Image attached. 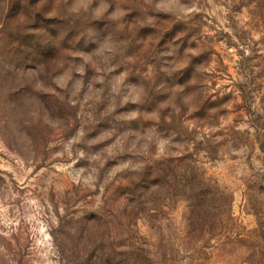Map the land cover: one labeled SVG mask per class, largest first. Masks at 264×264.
I'll list each match as a JSON object with an SVG mask.
<instances>
[{"label":"rangeland","instance_id":"1","mask_svg":"<svg viewBox=\"0 0 264 264\" xmlns=\"http://www.w3.org/2000/svg\"><path fill=\"white\" fill-rule=\"evenodd\" d=\"M0 264H264V0H0Z\"/></svg>","mask_w":264,"mask_h":264}]
</instances>
